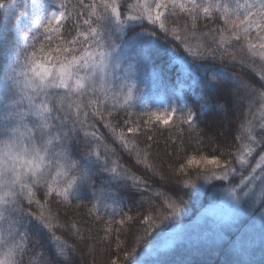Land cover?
I'll use <instances>...</instances> for the list:
<instances>
[{"label":"snow or ice","instance_id":"snow-or-ice-1","mask_svg":"<svg viewBox=\"0 0 264 264\" xmlns=\"http://www.w3.org/2000/svg\"><path fill=\"white\" fill-rule=\"evenodd\" d=\"M17 8L15 36L0 39V264L29 251L28 264H77L85 236L74 221L75 241L57 235L52 204L71 208L88 191L103 239L116 233L110 264H163L162 249L193 241L229 250L226 264H264V0H0V26ZM161 49L171 84L154 66ZM205 119L228 124L238 147L209 154L199 132L195 147L170 134L174 159L157 162L156 129L197 131ZM121 188L148 205L139 218L113 220ZM133 221L129 246L113 225Z\"/></svg>","mask_w":264,"mask_h":264},{"label":"trees","instance_id":"trees-1","mask_svg":"<svg viewBox=\"0 0 264 264\" xmlns=\"http://www.w3.org/2000/svg\"><path fill=\"white\" fill-rule=\"evenodd\" d=\"M17 2V0H14ZM20 3H23V0H19ZM75 3V0H73ZM19 8L12 9L7 13L8 21L6 25L0 26V39H2L3 33L7 32L9 35V39H12L15 36V29L12 27L16 16L18 15ZM203 30V28L201 29ZM162 44L165 42L162 40ZM182 51V49H181ZM168 57L163 54V50L161 49V54L156 58L155 61V68L157 71L163 72L165 74V78L171 84L175 81V71L173 68H169L167 65ZM176 70L180 69V65H174ZM229 71H237L240 75L244 76L246 79L250 80L252 83H257V77L254 73H250L247 71L240 72L239 68L232 69L230 68ZM259 86V85H257ZM187 91V90H186ZM186 99L191 104L192 98L191 94L189 93L186 96ZM149 103L152 101L149 100ZM137 112L140 111L139 108L136 109ZM243 118V110L238 114L237 117H233L234 123L237 122L238 119ZM199 123V129L197 131H189L187 126H181L184 128L183 133H179L176 128H159L155 130V139L158 143L153 144V155L154 157L164 160L165 162H172L174 157H169L165 151L167 148L168 151H172L173 149L169 147V139L170 134L172 136L179 137L182 135V138L185 142L191 141L193 146L195 147V138L198 132L203 136V144L200 147L203 148L205 152L209 154L212 153L213 149H225L226 146H231V149L234 150L238 145L233 139V136L236 134L235 131L230 128L227 124L225 130H221L216 132L214 129L215 123H212L210 120L205 119L203 123ZM101 132L105 130L100 126ZM215 131V132H214ZM153 134V133H149ZM209 137H214L215 140H209ZM142 142L144 141L143 137H140ZM227 142V145L225 143ZM218 154V153H216ZM120 162L125 166L132 169L136 175H144L143 171L138 170L136 167H133L135 161L130 159L127 154L121 153ZM97 186L103 187L107 190L109 187L112 188L113 191H117V187L115 184L111 186L107 183L101 185V177H97ZM106 179V177H104ZM151 183V181H149ZM118 203L116 205V214L113 216V220L119 221L125 213L133 216L134 218H139L140 214L145 212L148 208V205L141 204L140 197L138 194L133 195L127 192L125 189L118 190ZM99 195V193H98ZM106 195V191H105ZM147 195V193H145ZM82 201V203H80ZM80 201H73L72 207L69 208L62 204L53 203L52 209L54 212H58L61 218V223L65 224V228L57 230V235L63 236L65 239L69 240L70 243L75 241V237L71 235V231L68 228V225L71 222H76L80 227L81 231L85 236V240L83 241H76L78 244V251L76 253V260L77 264H110V260L116 258L120 253H117L116 249V242H115V235L116 233L113 232L112 240L109 243L103 239L104 232L103 227L104 223L102 221H97L93 215L90 214V209L92 208V204L94 202L92 198L91 191L87 193H82L80 195ZM109 205H111V200L106 201ZM201 202H204V197H201ZM77 203H80V206L77 207ZM200 203L195 204L188 212L187 216L188 219H183L184 221H188L192 219L195 214L200 210ZM101 214L104 216L105 220L108 218V214L111 213L112 208L109 207L106 211L103 206H101ZM114 228H119L120 232V239L127 240L129 246L131 244L133 234L136 232V228L138 225L135 224V221L128 222L124 226H120L119 224H114ZM165 226H161L164 228ZM239 235V233H237ZM41 243L43 244V248H40V251L49 250V246L47 243V237L41 238ZM89 245H94L95 250L90 252ZM36 245L30 244L29 249L35 248ZM140 252V249H137ZM31 256V251L24 257V264H28L29 257ZM160 258L163 261V264H226L228 260L231 259V253L227 249H220V248H213L208 246L207 244L194 242V243H185L179 247L169 248L167 250H163L160 254ZM254 258L259 261L260 260V252L257 248Z\"/></svg>","mask_w":264,"mask_h":264},{"label":"rangeland","instance_id":"rangeland-1","mask_svg":"<svg viewBox=\"0 0 264 264\" xmlns=\"http://www.w3.org/2000/svg\"><path fill=\"white\" fill-rule=\"evenodd\" d=\"M227 124H225L224 125V127L223 128H221L220 127V124H219V122L217 121L216 123H215V127L217 126V128L216 129H214L216 132H219V131H221V130H225V126H226ZM214 131V132H215ZM255 161H253V163H254ZM245 174H247L246 172H245ZM200 211H201V209L195 214V216L192 218V219H190V220H195L196 219V216L197 215H199V213H200ZM190 220H188V221H184V223H189L190 222ZM194 242H197V241H193V242H191V243H194ZM169 249V248H168ZM163 250H167V249H162V251ZM145 259H147V260H151V259H153L154 257H151V256H148V257H144Z\"/></svg>","mask_w":264,"mask_h":264}]
</instances>
